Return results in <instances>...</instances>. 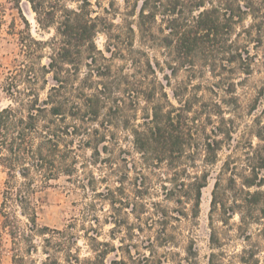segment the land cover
I'll use <instances>...</instances> for the list:
<instances>
[{
    "label": "trees",
    "instance_id": "obj_1",
    "mask_svg": "<svg viewBox=\"0 0 264 264\" xmlns=\"http://www.w3.org/2000/svg\"><path fill=\"white\" fill-rule=\"evenodd\" d=\"M11 1L18 5L22 0ZM27 1L37 15L38 24L42 28L55 25L58 35L49 41L36 40L28 35V44L24 40L26 36H21L25 56L34 59L32 61L42 60V52L35 54L31 44L38 45L40 49L47 46L49 61L39 66L33 63L26 68L20 67L4 88L11 97V103L0 108V170L6 174L0 208L3 217L0 264H3L4 234L16 236L19 228L8 205L16 202L21 213L29 215V221L36 226L37 205L33 203V198L60 175L73 176L79 156L74 148L79 150L86 146L94 150V155L100 154L99 144L107 136L100 132L99 127L92 128L90 125L98 121L102 109L106 107L109 118L99 126L109 130L110 126L121 122L123 128L130 130L133 146L143 164L141 172H138L140 178L136 177L134 183L141 208L146 206L143 198L151 187L144 166L160 168L163 165L167 173L158 174L164 181L161 184L162 194L167 200L176 202L179 212L187 215L188 210L191 216H197L202 190L210 177L206 168L198 170V161L205 165L217 163L225 141L232 137V119L226 118L224 105L230 107L238 104L234 95L236 83L219 76L223 86L216 88L212 85L211 91L217 95L221 90L225 96L211 100L197 93L187 95L188 85L180 87L172 92L178 102V105H174L164 89L158 94L155 82L148 88L140 81V86L131 89L129 94H134L132 98L136 99L139 95L144 97L152 106L146 111L142 122H137L135 114L124 117V102L112 96L113 91L108 85L73 82V74L79 72L85 51L91 57L90 63L96 62L97 51L103 55L95 44V36L100 29L107 31L109 37L115 40V49L122 43L119 36L112 37L110 34L113 22L92 16L89 0H80L81 3L74 9L64 0ZM183 1L142 0L137 24L126 20L123 25L127 38L133 37L137 28L144 39L153 43L159 41L161 46L170 49L175 54L173 61L178 67L185 65L194 70V56L200 54L213 71L228 67L250 74L255 55L250 52L249 42L254 30L259 33L264 31V6L257 7L252 0H190L192 13L187 16L185 9L188 1ZM193 10L197 13L193 14ZM4 12L0 1V24ZM158 15H161L162 21L159 27L161 36L155 32ZM247 16L253 22L237 30ZM234 31H237V38L231 40ZM173 37L176 38L175 43ZM146 66L154 71L149 60ZM48 74H52L53 83L42 97L41 91L46 88ZM17 81H23L25 86L21 88ZM41 81L44 85L40 84ZM126 84L134 82L127 81ZM94 87V92L87 91ZM108 103H111L110 106H107ZM119 115L124 118L120 119ZM73 119L80 123L73 124ZM256 122L255 135L264 141V122L259 119ZM75 137L79 142L76 147L73 146ZM248 145L242 168L237 166L234 158L223 162L212 192L211 211L221 210L226 216V220H222L225 225L229 224L227 219L238 215V228L249 237V227L261 225L264 236V144L254 146L250 142ZM103 148L108 147L104 145ZM122 159L128 161L126 157ZM120 184H123L121 180ZM117 189L122 188L118 186ZM107 191L111 205H114L116 190L107 188ZM226 198H230V202ZM153 206L157 211L164 209L160 202H153ZM161 216V224L165 226L168 216L162 212ZM210 239L214 243L220 241V232L215 227L211 228ZM106 253L107 250L97 255L95 260H87V263L104 264ZM255 255L251 250L249 257L243 259L248 262ZM13 262L37 264L18 254L13 257ZM39 264L61 263L48 252L47 258Z\"/></svg>",
    "mask_w": 264,
    "mask_h": 264
},
{
    "label": "rangeland",
    "instance_id": "obj_2",
    "mask_svg": "<svg viewBox=\"0 0 264 264\" xmlns=\"http://www.w3.org/2000/svg\"><path fill=\"white\" fill-rule=\"evenodd\" d=\"M0 1L5 8L0 24L1 108L11 103V97L4 88L20 67L26 68L33 63L39 66L49 61L50 51L47 46L40 49L38 45L31 44L35 54L42 52L43 55L42 60L32 61L34 59L25 56L21 42L26 40L27 44L30 43L28 35L36 40L49 41L58 34L55 25L42 28L38 24L37 15L27 0H22L18 5L11 0ZM64 1L73 9L81 3L80 0ZM89 1L92 16L113 22L110 34L112 37L119 36L122 43L115 49V40L109 37L107 31L100 29L95 36V44L103 55L97 51L96 62L90 63L91 57L85 51L79 72L73 74V82L79 84L87 81L93 86H98L99 83L108 85L113 91L112 96L119 97L124 102V117L135 114L137 122H142L152 103L146 102L140 95L136 99L132 98L134 94H129L131 89L140 86V81L148 88L155 82L158 94L164 89L169 100L178 105L172 92L187 85V95L197 93L207 100L225 96L221 90L217 95L211 91L212 85L216 88L223 86L219 76H225L227 80L236 83L234 95L238 104L230 107L224 105L226 118L232 119L233 134L225 141L217 163L205 165L198 161V170L206 168L210 177L202 190L197 216H191L188 210L187 215H184L178 211L174 200L164 197L161 185L164 181L158 177V174L167 173L163 165L160 168L144 166V173L149 176L151 187L144 195L143 202L146 206L142 209L134 183L143 164L133 146L131 132L123 128L121 122L110 126L109 130L100 127L109 118L108 108H103L98 121L90 125L92 128L99 127L100 132L107 136L99 144L100 154L94 155V150L86 146L79 150L74 148L79 156L73 176L60 175L33 198V203L37 205L36 226L29 221V215L21 213L16 202L12 201L8 205L19 228L16 236L4 234L2 263L14 264L13 257L18 254L39 264L47 258L49 252L61 264H88L87 260H95L97 255L107 250L104 264H264L262 226L251 225L248 229V233H251L249 237L245 231L239 230L238 215L227 219L229 224L225 225L222 220H226V216L221 210L211 211L212 192L223 162L234 158L238 162L237 166L242 168L246 162L245 150L248 144H264L255 135L256 121L259 119L264 122V31L259 33L254 30L249 42L250 52L255 55L250 74L228 67L213 71L200 54L194 56L196 65L193 70L185 65L176 66L173 61L175 54L170 49L161 46L159 41L153 43L144 39L137 28L133 37L127 38L123 25L126 20L137 24L142 0ZM189 1H183L186 3L187 16L192 13ZM252 3L257 7L264 6V0H252ZM196 13L193 10V14ZM160 17L158 15V24L155 26L157 36H161ZM252 22L253 19L247 16L244 23L236 29L241 30L242 26H248ZM236 32L232 33L231 40L237 38ZM21 36H26L27 39L22 40ZM173 38L175 43L176 38ZM148 60L154 68L153 72L146 66ZM46 77L47 84L45 90L41 91L42 97L53 83L52 74ZM125 80L134 84H126ZM17 84L21 88L25 86L23 81H17ZM40 84H43L42 81ZM87 91L94 92L95 87L88 88ZM119 116L120 119L124 118ZM74 122L80 123L73 119V124ZM78 144L75 137L73 146ZM104 145L108 148L104 149ZM124 157L128 159L127 162L122 159ZM5 179L6 174L0 170V208L4 199ZM118 186L122 189L118 190ZM107 188L116 190L114 205H111ZM229 199L226 198L227 202H230ZM153 202H160L165 210L157 211ZM161 212L168 216L165 226L161 224ZM2 221L0 214V229ZM213 227L220 232L218 243L210 239ZM251 250L256 255L245 262L243 258L249 257Z\"/></svg>",
    "mask_w": 264,
    "mask_h": 264
}]
</instances>
